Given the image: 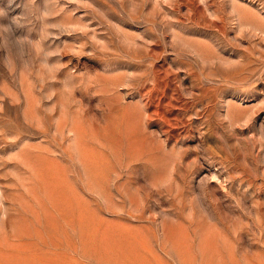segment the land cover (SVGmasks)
<instances>
[{
  "label": "rangeland",
  "instance_id": "1",
  "mask_svg": "<svg viewBox=\"0 0 264 264\" xmlns=\"http://www.w3.org/2000/svg\"><path fill=\"white\" fill-rule=\"evenodd\" d=\"M0 264H264V0H0Z\"/></svg>",
  "mask_w": 264,
  "mask_h": 264
}]
</instances>
